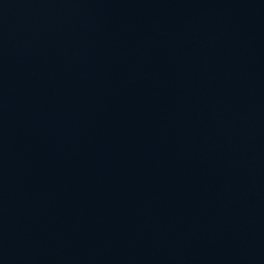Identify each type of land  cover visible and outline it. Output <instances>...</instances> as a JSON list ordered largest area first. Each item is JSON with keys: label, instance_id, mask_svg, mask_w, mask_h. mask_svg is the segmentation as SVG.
<instances>
[{"label": "water", "instance_id": "95a60500", "mask_svg": "<svg viewBox=\"0 0 264 264\" xmlns=\"http://www.w3.org/2000/svg\"><path fill=\"white\" fill-rule=\"evenodd\" d=\"M0 264H264V0H0Z\"/></svg>", "mask_w": 264, "mask_h": 264}]
</instances>
